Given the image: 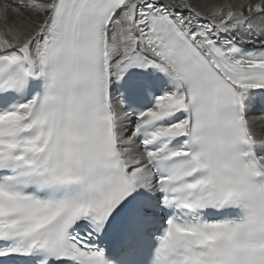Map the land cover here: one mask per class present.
Returning <instances> with one entry per match:
<instances>
[{"label":"snow or ice","instance_id":"obj_1","mask_svg":"<svg viewBox=\"0 0 264 264\" xmlns=\"http://www.w3.org/2000/svg\"><path fill=\"white\" fill-rule=\"evenodd\" d=\"M0 264H264V0H0Z\"/></svg>","mask_w":264,"mask_h":264}]
</instances>
